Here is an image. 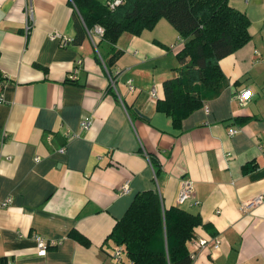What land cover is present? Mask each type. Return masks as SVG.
Segmentation results:
<instances>
[{"label":"crops","instance_id":"crops-1","mask_svg":"<svg viewBox=\"0 0 264 264\" xmlns=\"http://www.w3.org/2000/svg\"><path fill=\"white\" fill-rule=\"evenodd\" d=\"M228 2L248 17L250 39L219 60L220 92L176 127L156 108L182 45L167 19L118 38L112 86L99 37L72 41L71 0H0V264H128L105 239L146 189L200 215L194 234L207 243H187L192 264H264V0ZM242 89L251 96L239 103ZM185 180L193 196L179 204Z\"/></svg>","mask_w":264,"mask_h":264},{"label":"trees","instance_id":"trees-1","mask_svg":"<svg viewBox=\"0 0 264 264\" xmlns=\"http://www.w3.org/2000/svg\"><path fill=\"white\" fill-rule=\"evenodd\" d=\"M71 2L77 12L73 43L85 39L86 29L101 25L104 32L96 47L107 70L120 56L116 43L123 33L140 35L160 18L171 23L182 39L176 52L179 66L174 76L163 80L164 96L156 108L169 114L176 127L202 105L204 97L220 92L225 79L219 60L250 39L248 17L228 0H123L114 9L99 0ZM249 169L242 166L243 171ZM202 224L198 213L177 205L164 207L160 194L146 189L134 195L105 240L120 246L128 264H192L187 243ZM70 236L88 244L75 229Z\"/></svg>","mask_w":264,"mask_h":264},{"label":"built area","instance_id":"built-area-1","mask_svg":"<svg viewBox=\"0 0 264 264\" xmlns=\"http://www.w3.org/2000/svg\"><path fill=\"white\" fill-rule=\"evenodd\" d=\"M123 2V0H109L107 2V5H108V8L109 9H114L115 7H117L118 5H120L121 3ZM31 8H29V12H31ZM103 32H104V29L101 25H95L91 30H88L86 29V33H87V36H89L91 39H92V36L95 35L97 37H101L103 35ZM51 39H60V41L65 44L67 39L65 37H62L59 33L55 32V33H52L50 35ZM100 56V55H99ZM101 59V57H100ZM102 60V59H101ZM107 71V69H106ZM107 74H108V79L111 83L112 86H114V77H112V75L107 71ZM71 78L75 77L73 75L70 76ZM127 89L128 91H132L133 90V86L131 84L130 81H127ZM150 95L151 96H155L156 95V88L155 87H152L151 91H150ZM251 96V92L248 90V89H242L239 91L238 95H237V101L239 103H243V102H246ZM90 119L88 117H85L83 118L81 121H80V127L82 129H87L89 126H90ZM237 129L234 128V127H229L227 129V132L229 135H232L234 133H236ZM64 149L63 148H60L59 151H63ZM39 157H35V161L38 160ZM120 191L122 193H125L128 191V186L127 184L125 183ZM157 192L159 193V191L157 190ZM160 194V193H159ZM193 196V186H192V183L191 181L189 180H185L182 184V187H181V190H180V193L178 195V199H177V202L179 204L185 202L187 199L191 198ZM263 200V194H259L257 195L252 202L254 203H259ZM195 203H198V201H195ZM6 202L3 203V205H5ZM36 241H37V250H38V253L40 255L44 254L45 253V249H46V246H47V241L37 235L35 237ZM213 241H214V246L217 247L218 244H219V239H217V237H214L213 238ZM193 246H194V249H200V248H203V247H206V243H207V239L205 238H198V237H192L189 241ZM50 244H55V242H51ZM121 252V248L119 247L116 252L114 253V256L115 257H118L119 254ZM191 259L192 261L194 260L195 258V252H191Z\"/></svg>","mask_w":264,"mask_h":264},{"label":"rangeland","instance_id":"rangeland-1","mask_svg":"<svg viewBox=\"0 0 264 264\" xmlns=\"http://www.w3.org/2000/svg\"><path fill=\"white\" fill-rule=\"evenodd\" d=\"M172 26V25H171ZM173 27V26H172ZM174 28V27H173ZM175 29V28H174ZM170 51H172L173 52V50L172 49H170ZM175 53V52H174Z\"/></svg>","mask_w":264,"mask_h":264}]
</instances>
